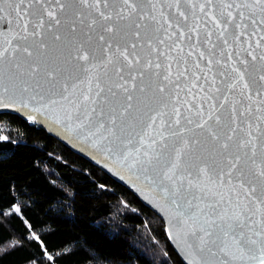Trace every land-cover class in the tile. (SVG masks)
<instances>
[{
	"label": "snow or ice",
	"instance_id": "obj_1",
	"mask_svg": "<svg viewBox=\"0 0 264 264\" xmlns=\"http://www.w3.org/2000/svg\"><path fill=\"white\" fill-rule=\"evenodd\" d=\"M77 2L84 7L94 8L100 17V21L93 19L88 22L89 31L84 32L86 39H78L74 35L78 31V25L73 22L69 25V35L62 38L61 34L54 33V40L63 44V49L59 50L58 54L50 53L47 45L43 43L35 52L29 47L22 49L18 47L13 49L12 53H8L6 48L0 51V64L4 62L6 54L14 55L17 51H21L23 56L28 58L23 65H14L18 77H27L22 79L20 89L22 92H28L29 88L33 87L28 80L35 81L33 90L42 87L41 80H43L53 88L59 85L62 98L68 100L70 96L75 95L76 89L81 84H86V90L80 92L79 103L75 100L71 102L76 103L78 110L80 107H84L86 111L90 108L85 119L91 122V114H96L98 118L96 127L108 133L105 138L113 137L120 141L117 147L123 146L126 150L125 159L134 153L132 166H139L146 174L147 180L161 187L162 191L172 198V204L179 210L182 223L187 224L188 221H192L193 226L187 236L193 239L196 251L217 257L218 264H231V261L238 259L255 260L258 264H264V154L261 155L260 162L257 164V152L250 131L246 133L247 139L234 138L238 129L241 132L244 131L235 122L234 106L231 109L233 118L229 124H224L221 117L216 114L214 103L211 104L206 117L203 105L198 104L195 105L193 113L198 117L197 120L187 115L184 121L181 120L182 114L178 106L180 105L179 93L187 91L191 95L195 83H192L191 87L185 84L181 88L180 82L182 79L189 80L190 76L197 82L200 79L196 72L189 73L188 67L181 66L185 52L181 46L183 38L187 37L191 42L192 50L196 53L197 59L193 63L196 71H205L200 67V62L204 61L208 66L207 71L211 72L212 57L217 55L214 51L217 45L211 41L213 33L205 32V44L210 45L207 56L198 48L199 25H187V32L181 30L177 37L178 42L174 43L167 53L161 51L159 47L165 43V40L158 35L164 28V24H160L159 21H156L159 26L151 29L147 24L144 25L146 30L144 44L125 42L116 43L114 46L113 41L103 34L97 35L94 42L90 32L95 31L97 25L102 32L110 36L115 34L114 26L108 23L112 21L113 15L111 12L105 14L99 10L101 0H92L91 3L90 0H77ZM32 3H38L43 8L42 16H46L50 22L49 31L61 24L57 10L64 12L66 7L71 6L62 0H55L56 8L45 7L44 0H28L27 3L26 0H0V21L11 24L12 20H8V17L13 16L17 21V27H22L27 33L28 24L31 22L27 9ZM103 3L105 7L108 6V0H103ZM121 3L130 13H136L138 10L136 0H121ZM179 3L180 0H176L177 9ZM211 3L212 0H207L208 5ZM253 3L259 6L261 12H264V0H253ZM124 7L115 10L116 16L121 20H129L130 16L123 14ZM152 7L155 8V4ZM224 7L230 9L233 5L227 3ZM241 7L254 11L253 5L247 2L238 5L237 12L241 20L234 25L236 29L247 27L243 24L244 13L239 11ZM200 11L205 12L204 5L200 6ZM205 15L211 18L213 27L218 32L217 40L222 46H227L229 41L225 35L226 24L235 21L236 17L228 11L226 23L222 24L215 16H211L210 12ZM221 15L225 14L221 13ZM179 17L186 24L188 17L183 12H179ZM147 18L156 20L155 16ZM144 19L145 17H140L141 21ZM252 23L255 24L256 21L252 20ZM260 23L264 24V20ZM80 24H84V21L80 20ZM44 26V19L41 17L33 24L34 31L31 35L38 36L39 30ZM135 27L139 29L141 24L135 23ZM172 27L173 25L168 23V29ZM175 27L180 29V24L177 23ZM168 29H165V33ZM243 35V31H238L234 34V41L238 42ZM132 36L137 41L141 39L139 31L133 32ZM173 36H175L174 32L166 35V38L172 40ZM20 38L27 40L28 35L25 34ZM145 46L150 50L149 56L152 54L157 56L156 60L141 57L136 51L137 48L143 49ZM260 46V41H257L256 47ZM248 48H252L251 43ZM173 51L176 52L175 57L171 55ZM193 51H189L187 55L192 56ZM220 55H223V51ZM228 55L231 59L230 52ZM248 55L252 61L257 60L253 51H248ZM159 56L165 57L163 68L158 61ZM259 59L264 61V55H261ZM183 62L186 64V60ZM173 63L177 65L175 72L172 70ZM215 63L221 62L216 60ZM235 63V61L232 62L230 69L235 76L228 87L232 89L237 84H242L243 88L247 89L248 83L244 78V72L236 67ZM240 63L245 65L246 71L248 61L241 60ZM224 67L228 66L224 65ZM220 75L224 76V73L221 72ZM37 77L40 79H36ZM204 79L208 80V77L205 76ZM259 80L264 81V73L259 75ZM212 83L215 84L214 77ZM200 91L203 92L204 89L200 88ZM215 91L220 90L215 89ZM204 99L211 101L209 96H205ZM224 103H227L226 96ZM182 106L188 112H192V104L185 101ZM223 106L222 103L221 108ZM197 129L200 130L199 135L196 134ZM234 174L237 180L235 185L232 184ZM249 174L260 178L262 198L254 196L257 188L251 180L245 183ZM226 183L231 186V191L239 188L248 203L257 205L256 212H259L262 217L260 220L252 221V215L255 213L240 199L239 193L236 196L235 207L230 211L229 207L223 205L227 203L230 207L232 206L231 196L226 199L223 194L212 192V189L208 187L211 184L223 188ZM209 193L218 199L213 203L205 204ZM177 199L183 200L184 205L178 203ZM254 224L260 227V231L253 233L259 239H253L245 231V229L251 230ZM256 245L259 247L255 248Z\"/></svg>",
	"mask_w": 264,
	"mask_h": 264
},
{
	"label": "water",
	"instance_id": "obj_2",
	"mask_svg": "<svg viewBox=\"0 0 264 264\" xmlns=\"http://www.w3.org/2000/svg\"><path fill=\"white\" fill-rule=\"evenodd\" d=\"M27 2L28 0H26ZM62 2H67L71 6L66 7L64 12L57 10V16L61 20V24L52 28L51 31L48 30L50 22L46 16H42L43 8L38 3H32L31 7L27 9L31 16L27 33L24 32L22 27H17V21L13 16L8 17V20H12L11 24L7 21H0V51L7 48L8 53H12V50L18 47L21 49L23 47H29L35 52L38 46L43 43L47 45L50 53L56 52L58 54L59 50L63 49V44L54 40V33L61 34L62 38L69 35V25L73 22L78 25V31L74 35L78 39H86L84 32L89 31L87 24L93 19L100 21L98 13L94 8L80 5L77 0H62ZM91 2L92 0H90ZM136 2L138 6L137 12L130 13L122 5L121 0H108L107 7H105L103 0H101L99 10L105 14L112 13L113 19L108 23L112 24L116 31L114 35L110 36L108 33L102 32L101 28L97 25L96 30L90 32L93 36V41L95 42L97 35L103 34L107 39L113 41L114 46L116 43L123 44L125 42L144 44L146 31L144 25L147 24L149 29H151L158 27L159 25L156 21H159L160 24H164V28L161 29L158 35H160L161 39L165 40V43L159 47L161 51L167 53L172 45L178 42L177 37H179L181 30L187 32V25H199L200 44L198 48L204 51L207 56L209 55L208 47L210 45L206 46L205 44V32L211 31L213 33L211 41L217 45V48L214 50L217 55L212 57L213 65L211 66V72L207 71L208 66L204 61L200 62V67L205 69V71H196L193 66L194 60L197 59L196 53L192 50L191 42L188 41L187 37L185 36L183 38L181 46L185 52L181 66L188 67L189 73L196 72V75L200 79L197 82L190 76L189 80L182 79L180 82L181 88L185 84L191 87L192 83H195L191 95L187 91H180L179 93L180 105L178 106H180L182 114L181 120L184 121L186 115L193 120H197L198 117L193 113L195 112V105L198 104L203 105L206 117L211 104L214 103L216 114L221 117L224 124H229L233 118L231 109L234 106L236 109L234 114L235 122L239 124L240 128L244 129L243 132L238 129L234 138L243 137L247 139L246 133L251 132L257 152L256 161L259 164L261 155L264 154V81L259 80V75L264 73V61H260L259 59L261 55H264V39H261L264 37V24L260 23L261 20H264V12L260 11L259 6H256L253 0H212L211 5L207 4V0H180L178 9L176 7V0H151V2L149 0H136ZM245 2L252 4L254 11L246 7H241L239 11L244 13L243 24L247 25V27L236 29L234 25L241 20L237 12V6ZM227 3H231L233 7L230 9L225 8L224 5ZM153 4H155V8L152 7ZM201 5L205 6V12L200 11ZM44 6L56 8L55 0H44ZM121 7H124L123 14L130 16L129 20H121L116 16L115 10ZM228 11L233 13L236 20L227 22V33L225 35L229 44L222 46L217 40L218 32L213 27L211 18L205 15V13L210 12L211 16H215L224 24L227 20L226 13ZM179 12H183L188 17L186 24L179 17ZM221 13L225 15L222 16ZM141 16L145 17L143 21L140 20ZM151 16H155L156 20L147 18ZM41 17L44 19L45 26L39 30L38 36H32L31 33L34 31L33 24ZM80 20H83L84 24L81 25ZM252 20H255L256 23L253 24ZM133 21L141 24V27L137 29ZM165 21L171 23L173 27L168 29V23H165ZM101 23L103 22L101 21ZM177 23L180 24V29L175 27ZM165 29H168L167 33H165ZM135 31L141 33V39L139 41L132 36V33ZM238 31H243L244 35L238 42H235L234 34ZM173 32L175 36H173L172 40H168L166 35H171ZM25 34L28 35V39H21L20 37ZM193 36L195 37V34ZM257 41H260L261 46L259 48L256 47ZM249 43L252 45L251 49L248 48ZM136 51L141 57H148L153 60L157 59L155 54L148 55L150 50L146 46L143 49L137 48ZM189 51H193L192 56L187 55ZM221 51H223V55H220ZM248 51H253V55L257 56L256 61L251 60ZM229 52L231 53V59H229ZM65 54L67 53L65 52ZM171 55L175 57L176 52L173 51ZM27 59L21 51H17L14 55L6 54L4 62L0 64V99H2V103H0V114H14L36 124L73 152L95 164L114 180L132 191L141 202L164 220L170 242L185 264H218L217 257H211L207 253H199L196 251L193 239L187 236L188 231L193 226L192 221H188L187 224L182 223L179 210L172 204V198L166 195L161 187L147 180L145 178L146 174L139 166H132L134 153L128 155V158L125 159L126 150L123 146L117 147V145H120V141L113 137L106 139L105 137L108 136V133L96 127L98 123L96 114H91L92 121L89 122V120L85 119V116L90 112V108L87 111L84 107H80L79 110L77 109L76 103H79L81 90H86V84H81L76 89L75 95L70 96L68 100L62 98L59 85L53 88L43 80H41L42 87L33 90L35 81L28 80V83L33 87H30L28 92H22L20 90L22 79H27V77H18L14 65H23ZM184 60H186V64H184ZM216 60H219L221 63L216 64ZM241 60L248 61L246 71L245 65L240 63ZM158 61L163 68L165 57L159 56ZM233 61L236 62L235 66L244 72V78L248 83L247 89H244L242 84H237L235 88L229 89L228 85L232 83V79L235 76L230 71ZM141 62L143 63V59ZM224 65L228 67H224ZM176 67L177 65L173 63V72L176 71ZM221 72L224 73V76L220 75ZM205 76L208 77V80L204 79ZM213 77L215 84L212 83ZM36 79L39 80L40 77ZM101 86L103 87L104 85L102 84ZM200 88H203L204 91L201 92ZM4 89H7V91H4ZM215 89H219L220 91L217 92ZM205 96L211 97V101L204 99ZM225 96L227 97V103H224ZM73 100L76 103H72L71 101ZM185 101L193 105L192 112H188L182 106ZM222 103L224 104L223 108H221ZM34 109H38V111H34ZM196 134H200L199 129L196 130ZM133 143L135 144V141ZM225 180L227 181V178ZM248 180H251L256 185L257 191L254 196L256 198H262L260 178L249 174L245 181L246 184ZM232 184H237L235 174L233 175ZM208 187L212 189V192L223 194L226 199L231 196L233 201L232 206L230 207L227 203L223 205L224 207H229L230 211L235 207L236 196L239 193L240 199L255 213L252 215V221H257L262 218L260 213L256 212L257 205L248 203L244 199L242 190L239 188L231 191V186L227 183L223 188L211 184ZM216 199L218 197H214L212 193H209L205 204L213 203ZM177 202L182 206L184 205L183 200L177 199ZM201 206L203 207L204 205ZM245 231L253 239H259L253 235L254 232L260 231L259 225L254 224L251 230L245 229ZM254 247L258 248L259 245ZM231 264H258V261L238 259L231 261Z\"/></svg>",
	"mask_w": 264,
	"mask_h": 264
},
{
	"label": "trees",
	"instance_id": "obj_3",
	"mask_svg": "<svg viewBox=\"0 0 264 264\" xmlns=\"http://www.w3.org/2000/svg\"><path fill=\"white\" fill-rule=\"evenodd\" d=\"M0 264L185 263L164 220L132 191L36 124L3 113Z\"/></svg>",
	"mask_w": 264,
	"mask_h": 264
}]
</instances>
